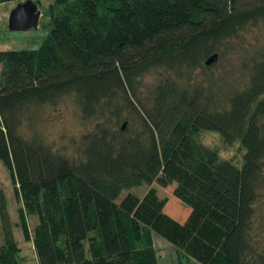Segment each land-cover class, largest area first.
Returning a JSON list of instances; mask_svg holds the SVG:
<instances>
[{"label": "trees", "instance_id": "1", "mask_svg": "<svg viewBox=\"0 0 264 264\" xmlns=\"http://www.w3.org/2000/svg\"><path fill=\"white\" fill-rule=\"evenodd\" d=\"M45 14L38 48L0 50V161L36 264H160L156 235L200 264H264V58L243 63L245 85L227 80L239 74L229 50L264 21V0H52ZM68 99L92 129L60 147L36 123ZM201 130L239 140L243 164ZM154 182L177 183L185 222L156 187L117 202ZM0 228V264H22L1 188Z\"/></svg>", "mask_w": 264, "mask_h": 264}, {"label": "rangeland", "instance_id": "2", "mask_svg": "<svg viewBox=\"0 0 264 264\" xmlns=\"http://www.w3.org/2000/svg\"><path fill=\"white\" fill-rule=\"evenodd\" d=\"M24 0H12L8 2L0 3V50H21V49H36L48 33V16L45 14L47 5L52 0H39V9L41 12L38 27L36 29L27 30H10L8 28V16L10 11L17 5L18 2ZM38 2L37 0H34ZM244 39L234 49L229 50L230 55L235 62V68L238 72H230L228 76V82L233 84L235 79H239V82L245 85V76L248 74L244 71V62L251 64V58L253 56L257 58H264V21H261L258 25L250 27L247 32L244 33ZM260 58V59H261ZM249 65V64H247ZM1 70V65H0ZM221 66L214 67L209 70H203L200 74V79H205L210 76L220 74ZM233 75H232V74ZM239 77V78H237ZM149 83L153 82L154 77L150 76ZM39 118L37 120V128L41 130L46 139L52 144L57 146H65L69 144L70 139H78L82 133L88 132L92 129V123L83 122L79 119L71 101L68 99L60 106L45 107L39 109ZM203 144L211 147L219 152L222 160H230L238 166H241L244 161L245 148L238 140L233 143H227L223 136L218 131L201 130L196 136ZM177 183L174 182L169 185L174 191ZM151 187L158 189L159 195L162 197H168L167 211L180 222H185L189 215L191 208L182 202L178 197L169 192V187L165 188L158 182L152 184L142 183L139 186L131 187L122 191L121 195L117 199V202L121 200L123 196L128 193L134 194L138 197H142L144 193ZM0 188L3 189L7 210L10 217L11 228L13 231L14 239L16 240L20 251L19 254L23 259L22 264H36L37 258L34 251V247L31 241L24 239L19 221V208L21 203L19 202L15 183L12 176L6 166L0 161ZM264 194V193H263ZM260 214L258 215V229L260 230V238L264 242V200L262 201ZM25 219L28 223V227L31 235L33 234V228L37 223V218L34 215H26ZM3 243L2 231L0 228V247ZM155 245L160 255V264H200L195 259L185 254H178L176 248L170 244L167 240L161 236H155Z\"/></svg>", "mask_w": 264, "mask_h": 264}, {"label": "water", "instance_id": "3", "mask_svg": "<svg viewBox=\"0 0 264 264\" xmlns=\"http://www.w3.org/2000/svg\"><path fill=\"white\" fill-rule=\"evenodd\" d=\"M39 2L34 0H24L17 3V5L10 11L8 16V28L10 30H27L36 29L38 27L39 18L41 15L39 9ZM219 53H213L206 60V65H212L218 62ZM124 126V125H123Z\"/></svg>", "mask_w": 264, "mask_h": 264}]
</instances>
